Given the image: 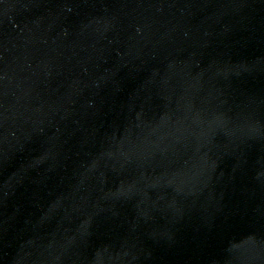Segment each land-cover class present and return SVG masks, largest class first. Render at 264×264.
<instances>
[{
	"label": "water",
	"instance_id": "water-1",
	"mask_svg": "<svg viewBox=\"0 0 264 264\" xmlns=\"http://www.w3.org/2000/svg\"><path fill=\"white\" fill-rule=\"evenodd\" d=\"M0 264H264V0H0Z\"/></svg>",
	"mask_w": 264,
	"mask_h": 264
}]
</instances>
